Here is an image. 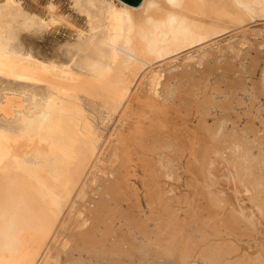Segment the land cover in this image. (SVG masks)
<instances>
[{
	"label": "rangeland",
	"instance_id": "obj_1",
	"mask_svg": "<svg viewBox=\"0 0 264 264\" xmlns=\"http://www.w3.org/2000/svg\"><path fill=\"white\" fill-rule=\"evenodd\" d=\"M123 10L116 0H0V138L15 152L11 169L26 180L38 165L57 180L69 170L45 131L65 121L61 139L72 124L91 138L79 164L73 148L69 173L82 178L35 264H264V17L168 48L125 98L127 72L119 89L105 82L115 63L110 26ZM141 28L139 48L159 58ZM18 96L26 110L13 104ZM56 180L43 188L61 193ZM17 189L0 208H13L35 238L45 205Z\"/></svg>",
	"mask_w": 264,
	"mask_h": 264
},
{
	"label": "bare ground",
	"instance_id": "obj_2",
	"mask_svg": "<svg viewBox=\"0 0 264 264\" xmlns=\"http://www.w3.org/2000/svg\"><path fill=\"white\" fill-rule=\"evenodd\" d=\"M116 1L120 2V4L123 5L124 10L127 12L126 13L127 15L122 14L116 16L114 20H112L111 22V26H110V31L112 33L111 43L113 48L112 49L113 59L115 63L114 66L109 69L110 72L106 73V78L108 79L105 80V82L110 79V81L113 82V84L111 83L112 86L115 85L116 88L118 87L120 88L122 87L121 81H123V75L125 74V72H127L129 74L127 83L125 84V88L122 90V93L125 96V98L138 74L149 63L158 61L160 57L164 58L166 56L165 51H168V48H170L169 50H171L170 53L172 54L180 50L186 49L192 45H196L202 41L210 40L216 36L223 34L232 27L241 26L251 19L254 20L253 18L264 17V0H142L139 4L130 2L132 0H129V2L126 0H116ZM130 13H132V19H130V15H129ZM169 18L171 19L173 18L174 21H172L173 19L171 20ZM139 26H142V28L139 29L140 35L147 37V39L149 40V42H147L148 48L149 49L158 48L159 58L158 55H156L157 56L156 57L155 55L150 54L147 51V48L144 47L139 48L140 45L143 46L142 41L137 38L136 34H134L135 30H137ZM148 30H150L149 31L150 33H154V34L151 35L148 32ZM88 33L91 34V32L89 31L88 32L84 31V34H88ZM132 35H135L133 37L134 40L131 38ZM163 45L165 49H163L164 48L162 47ZM134 50L136 52L135 56H134ZM168 53L169 51L167 52V54ZM102 69L103 68L101 67V70L100 69L99 70L102 71ZM103 73L105 74V72ZM104 74L102 81L104 80V76H105ZM103 84L101 83V85ZM112 86L109 87L108 84L109 88H111ZM12 102L14 105L17 106V109L19 111L26 110L27 108V105L25 104L24 98L22 96L13 98ZM1 114L5 115L7 118H15V115L10 114L9 112L1 111ZM63 122L65 123V121H62L61 124H63ZM98 122H100V120H98ZM61 124L58 125V127H56L55 124L56 129H58L60 132H61L60 129L63 130L62 128L63 125ZM70 125L71 124H68V126ZM72 125L71 127H69V129L70 128L71 129L70 130L67 129V130L70 131L72 134L73 133L75 134V139L76 136L79 137V141H76L75 139L73 141L74 137H72V134L71 135L70 133L68 134V132L65 129L66 127H64V131L62 132L63 134L64 132H66V134H68L69 136L65 135L64 139H61L62 133L60 134L59 131H57L56 133L57 134L59 133L60 135L57 134L53 135L52 132L53 129L51 130L50 128H54V127H50V128L48 127L50 130L47 129L48 132L45 131L44 133L45 137L44 135L41 134L38 138V140L41 139L42 141V138L44 137V139L45 140L47 139L48 141L46 143H49L50 138L48 136L50 135L48 134L49 131H51L52 134V137L50 136L51 141L52 138L54 140L51 143V146L53 145L52 149H56V147L64 148V149L60 148L62 149V151L56 149L59 150L60 152L58 159L60 160L59 164L60 167H62L61 169H63V171L69 170L68 172H63L65 173V175H63L62 173L63 176L61 178H59L60 176L58 175L59 180L55 179L62 186V192L59 194L56 193L52 194L49 188H43L42 186V183H46V182H48L50 187L51 185L53 186V182L55 180L54 181L52 180L54 177H56L57 173H55L56 175L53 174L54 177L52 176V173H51L52 177H50V175L48 176L47 174L42 176V173H38L41 171H37L39 169L37 164H36L37 165L36 171H33L32 169L28 168L32 172L30 173L29 170L27 171L28 175H26L27 176L26 180L22 179L23 177L22 174L17 176L18 167L16 171L14 170L16 167L15 168L13 167L14 169H11L12 165H15L13 164L14 159L12 157L15 152L13 153L14 150L13 149L11 150L10 146L8 147L6 146L5 141L4 143H2L3 139L1 140L2 137L0 136L1 137L0 138V142H1L0 143V183H1L0 206L4 205V200L7 194H9L10 192H14L17 189V186H19L20 189L25 194L31 193L38 200H40L42 204L45 205V210H46V213L42 219L43 229L41 232L39 231L37 234H35L34 236L35 238H32L31 237L32 232H28L24 230L23 227L20 224H18V222L13 218V215H15L13 208H10L7 211L4 210V208L2 207L0 208V264H35L40 258L42 252L44 251L47 245L49 234L56 226L57 222L62 216L65 207L70 202L73 193L78 188L82 178L81 177L79 182L75 184V180L79 175L78 172L79 169H77V171H71L72 173L70 174L69 172L71 169L68 168L69 167L72 168V162L78 157V155L76 154L78 151L76 153L74 152V149L76 151L75 146L77 147L79 146L78 149L79 151L81 150V157L80 158L78 157V159L74 161L76 162V164H79L80 162L83 161L82 152L86 151V149L89 147L88 143L91 142L90 141L91 138L86 134L81 135V133H77L79 129H76V131L72 132L71 130L75 129V127L78 126L77 124L75 127H73ZM100 126L102 127L103 125L100 124ZM76 133L81 136L76 135ZM56 135L58 136V138ZM4 137L7 139L6 136ZM60 140L63 141L61 142ZM8 142L9 141H7V143ZM10 142L11 143H8L9 145L12 144L11 139ZM22 142L20 141L18 143L21 144ZM71 142H73L72 145H70ZM18 143L17 145H19ZM54 143L56 145L55 147H54ZM78 143L80 144L78 145ZM11 146L13 147V145ZM20 147L21 145L19 147L17 146V148H19V151H21L20 149H22ZM50 147H49V153H51ZM38 148L40 149V145ZM24 149L22 150L24 151ZM20 153L23 152L21 151ZM56 153H58V151ZM39 154L42 153L40 152ZM3 156L7 157V159H11V160L13 159V160L8 161L6 158L5 160ZM57 156H55V159L57 158ZM9 162H12V164H8L11 165L10 167H8L7 165V163ZM21 163H23V160H21ZM21 163L19 167L25 166V164H21ZM51 164H53V161L48 165ZM76 164L75 163L73 164L74 167ZM82 167L83 165L80 166L79 168L82 169ZM1 169H4L3 170L5 173L4 176L2 175L3 172L1 171ZM5 169L8 170L10 169L11 175L8 171H5ZM23 169L24 168H22V170ZM57 170L58 168L55 169V172ZM60 171L62 172V170ZM60 171L58 170L59 173ZM18 172L20 171L18 170ZM29 180L33 184H30ZM26 181L28 182L29 187L25 184L27 183ZM21 182L24 184L23 186L20 184ZM73 185L74 187L72 188ZM37 187L44 194L41 193L42 194L41 195L39 194L38 191L34 189ZM62 206H64V208Z\"/></svg>",
	"mask_w": 264,
	"mask_h": 264
},
{
	"label": "water",
	"instance_id": "obj_3",
	"mask_svg": "<svg viewBox=\"0 0 264 264\" xmlns=\"http://www.w3.org/2000/svg\"><path fill=\"white\" fill-rule=\"evenodd\" d=\"M126 1H128L129 2V0H126ZM142 0H132V1H130V2H133V3H135V4H139L140 2H141Z\"/></svg>",
	"mask_w": 264,
	"mask_h": 264
}]
</instances>
